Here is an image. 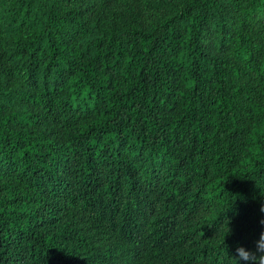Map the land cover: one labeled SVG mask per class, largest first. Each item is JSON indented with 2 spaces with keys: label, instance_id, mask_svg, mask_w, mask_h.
Wrapping results in <instances>:
<instances>
[{
  "label": "trees",
  "instance_id": "obj_1",
  "mask_svg": "<svg viewBox=\"0 0 264 264\" xmlns=\"http://www.w3.org/2000/svg\"><path fill=\"white\" fill-rule=\"evenodd\" d=\"M261 221L264 0H0V264H237Z\"/></svg>",
  "mask_w": 264,
  "mask_h": 264
},
{
  "label": "clouds",
  "instance_id": "obj_2",
  "mask_svg": "<svg viewBox=\"0 0 264 264\" xmlns=\"http://www.w3.org/2000/svg\"><path fill=\"white\" fill-rule=\"evenodd\" d=\"M236 252L238 255L233 259L237 261V264H240V261H244L246 264H264V233H261L260 240L257 242L256 252L245 250L243 247L237 248Z\"/></svg>",
  "mask_w": 264,
  "mask_h": 264
}]
</instances>
